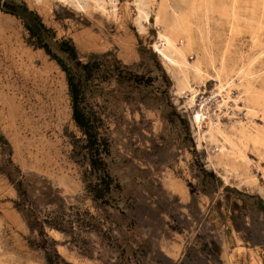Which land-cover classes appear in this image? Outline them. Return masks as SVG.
Masks as SVG:
<instances>
[{
  "label": "rangeland",
  "instance_id": "1",
  "mask_svg": "<svg viewBox=\"0 0 264 264\" xmlns=\"http://www.w3.org/2000/svg\"><path fill=\"white\" fill-rule=\"evenodd\" d=\"M160 1L0 0V264H48L49 248L16 206L21 182L42 209L54 207L44 205L46 191L93 217L92 228L73 233L44 227L57 264H264V143L231 145L210 135L207 118L194 123L193 110L214 96L215 81L191 80L194 107L178 92V70L156 48ZM237 4L234 35L216 14L207 23L201 10L193 14L196 44L187 58L201 54L203 30L214 56L248 63L250 82L264 92V0ZM57 59L106 143L102 170L111 190L102 198L89 193L98 173ZM215 106L204 103L212 121ZM224 111L223 130L264 125L260 111L235 109L232 118Z\"/></svg>",
  "mask_w": 264,
  "mask_h": 264
},
{
  "label": "bare ground",
  "instance_id": "2",
  "mask_svg": "<svg viewBox=\"0 0 264 264\" xmlns=\"http://www.w3.org/2000/svg\"><path fill=\"white\" fill-rule=\"evenodd\" d=\"M237 1L238 0H229L228 5H225L223 3V0H199L198 2L196 0H193L191 2H188L186 0H179V2H181V5H177L171 3L170 0H161L157 9L154 10V16L156 17V20H159L162 24V32L159 33L162 46L160 48H156L158 49L163 60L169 64L168 66H174L178 70H176L179 73L177 89L179 93H187L186 102L190 107L195 106V99L198 93V89L191 84V80H195L196 83L200 82L201 84H204V80L215 81V90L213 92L214 96L212 97L216 102L215 107L219 112L214 113L216 119L215 121H212V118L209 116L208 108H204V103L200 108L194 109L192 119L198 127L200 126L201 122H204V120L207 118L208 132L210 133V135L219 136L223 139V141H226L231 145L236 143V138L239 140L250 139L254 142L264 143V125L262 128H254V126L248 127L245 124H240L239 122H237L236 124L232 123L228 130H223L220 126V120H218V115L219 113H221L223 108H226V110H230L229 112H233L232 114H234L235 109L244 108L246 112L244 114H247V116H249L250 114H254L255 111H260L263 114L262 117H264V92L255 90L252 82H250L252 73L249 69V64L243 62L241 64V62L239 63V60L229 62L228 58H226L224 54L217 59L210 51V48L208 46L210 40L206 37L207 33H202L203 30H199V32H201L199 37L201 54H198L196 58L191 62L187 58L188 50L192 48L194 44H196L193 38V31L196 29L197 22L195 23L193 19H191V17L194 16L193 14L196 11L201 10L203 12L202 18L206 21V23L209 22V14H216L220 20H222L229 26L230 34L234 35L240 30V18L238 16ZM103 3L101 2V4ZM94 5L96 4L94 3ZM142 17L146 18L148 16L145 12H143ZM246 25L248 26V28H252V20L249 19V21L246 22ZM252 40L254 42V33L252 36ZM180 41L181 43H179ZM204 65H207L208 68L207 66L203 67ZM173 73L172 75L174 76ZM236 79L237 82L235 83ZM232 86L238 87V91L236 93L237 95L233 97L231 96ZM229 100L233 102L231 105H229ZM239 100L243 103L242 107L239 106L240 104L238 105L237 101ZM230 113L224 111L223 115H229ZM232 114L228 117L232 118ZM257 115L258 113L256 114V116ZM214 139H216V137ZM262 148H264V145L262 146ZM249 151H251V149ZM262 159H264V155Z\"/></svg>",
  "mask_w": 264,
  "mask_h": 264
},
{
  "label": "trees",
  "instance_id": "3",
  "mask_svg": "<svg viewBox=\"0 0 264 264\" xmlns=\"http://www.w3.org/2000/svg\"><path fill=\"white\" fill-rule=\"evenodd\" d=\"M7 10L15 12L9 8ZM45 49L50 53V49H48L47 46ZM69 50L73 52V48ZM57 60L64 67L62 61L59 59ZM65 71L68 74L69 89L72 97V118L85 136L86 147L89 150L91 158L92 170L98 173L97 182L88 185L89 193L96 199L102 198L105 194H109L111 190V179L102 170L104 165L102 156L103 153H106V143L100 137L97 126L83 112L77 87L73 83L72 77L66 68ZM18 186L20 187L22 198L20 201L16 202V206L22 212L28 226L32 229L36 228L39 231L43 246L47 250L49 248L47 252V263L57 264L56 259H58L59 256L53 248L54 242H48L44 227L48 226L61 232L73 233L75 229L92 228L93 224L91 220H93V217L90 216L89 219H86L85 215L87 214L85 212L81 213L77 207L73 205L66 206L60 197L46 191L43 193L46 197V199H44V205H54V207L50 209L45 207L42 209L37 205L36 200L30 196L28 191L29 186L27 184L23 185V182H21Z\"/></svg>",
  "mask_w": 264,
  "mask_h": 264
},
{
  "label": "built area",
  "instance_id": "4",
  "mask_svg": "<svg viewBox=\"0 0 264 264\" xmlns=\"http://www.w3.org/2000/svg\"><path fill=\"white\" fill-rule=\"evenodd\" d=\"M211 99H213V97H212V96H211V98H207V100H208V101H207V100H205V101H204V103H205V102H206V103H209V102L211 101Z\"/></svg>",
  "mask_w": 264,
  "mask_h": 264
}]
</instances>
